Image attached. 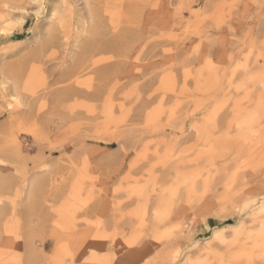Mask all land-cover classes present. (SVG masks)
I'll list each match as a JSON object with an SVG mask.
<instances>
[{
	"label": "rangeland",
	"instance_id": "374dc122",
	"mask_svg": "<svg viewBox=\"0 0 264 264\" xmlns=\"http://www.w3.org/2000/svg\"><path fill=\"white\" fill-rule=\"evenodd\" d=\"M49 1L0 52V264H264V0Z\"/></svg>",
	"mask_w": 264,
	"mask_h": 264
},
{
	"label": "bare ground",
	"instance_id": "6f19581e",
	"mask_svg": "<svg viewBox=\"0 0 264 264\" xmlns=\"http://www.w3.org/2000/svg\"><path fill=\"white\" fill-rule=\"evenodd\" d=\"M84 1V5H85V8L87 9V13L88 14H92L91 13V11L89 10V4H88V1L87 0H83ZM47 3V8H46V15L44 16L46 19H48V23H47V25L45 26V28H43V33H41L40 32V30H38V29H36L37 27H38V25L40 26V28L41 27H43V25H40L37 21H38V18H39V15L43 12V7L41 6V4H43V3ZM3 3H4V6L0 9V19L1 18H4V20H3V25L0 27V32H2V35H0V40H3V39H6V38H8V40L7 41H2L1 43H0V52H2L3 50H4V47H3V45H5L6 43H8V42H10V43H20L22 40H24V39H21L22 38V36H23V32H21V28H22V26H24L23 24L25 23V21H26V19H27V17H28V15H29V12H28V9H27V5H29V6H32L33 8H34V11L32 12V15L36 18L35 19V24L33 25V30L35 31L34 32V34L32 35V37H36V39H37V37L38 38H42V40H41V42H40V44L38 45V47H40V48H36L37 50L38 49H42L41 47H43L44 45V49L46 48V45L50 42H53V39H55L54 38V29H55V27H56V25H59L60 27H63V25L65 24V22H66V20L64 19V15H63V11H65L66 9L64 8V7H66V2L62 5L60 2L58 3V4H55V3H53V2H51V1H49V0H3ZM10 3V4H9ZM17 10L19 11V13L17 12ZM17 14V15H15V14ZM13 14L15 15L14 17H16V18H14V20L12 19V17H13ZM94 16L96 17V15L94 14ZM8 17V18H7ZM92 18V17H91ZM112 23V22H111ZM114 23V22H113ZM117 23V22H116ZM115 26H116V24H115ZM15 27H17V29H18V31H17V34L14 36V33H13V31L15 30ZM31 27V25L29 26V28ZM91 27V26H90ZM113 27V26H112ZM117 27V26H116ZM82 28H84V30H85V28H86V26L84 25V21H82ZM16 29V30H17ZM88 30H89V27H88ZM12 31V32H11ZM33 32V31H32ZM129 32V31H128ZM127 32V33H128ZM132 32V31H131ZM12 35H11V34ZM6 34H8V35H10V36H8V35H6ZM122 34V33H121ZM129 34V33H128ZM56 35V34H55ZM123 35H127L125 32L123 33ZM6 36V37H5ZM95 36H96V34H95ZM99 36V35H98ZM97 36V37H98ZM122 36V35H121ZM121 36H119V37H121ZM132 36V35H131ZM102 37L103 36H101L100 38L102 39ZM89 38H91L90 39V41L88 42V41H84L85 43H84V48H83V54H85V53H87L88 51H90V50H102L104 47H106L107 48V46L109 47L110 46V42H108V41H103V40H101V41H92V37H89ZM96 38V37H95ZM97 40H98V38H96ZM96 39H94V40H96ZM119 39V38H118ZM117 39V40H118ZM123 39V38H122ZM87 40V39H86ZM105 40V39H104ZM120 40V39H119ZM119 40L117 41L118 43H120L119 42ZM123 40H125V39H123ZM35 41V44L37 43V42H39L40 40L38 39V40H34ZM112 41V40H111ZM131 42V41H130ZM122 43V42H121ZM52 44V43H51ZM50 44V45H51ZM117 44V43H116ZM8 45V44H7ZM6 45V46H7ZM118 45H120V44H118ZM2 46V47H1ZM9 46V45H8ZM14 46V45H13ZM115 47V46H114ZM119 47H121V46H119ZM116 48V47H115ZM118 48V47H117ZM36 49H33V50H31L33 53H32V55L34 56V57H36L35 55L37 54L36 53ZM109 49V48H108ZM112 50H113V48H112ZM115 50H117V49H115ZM13 51V50H12ZM44 51V50H43ZM114 51V50H113ZM6 52H8V51H6ZM85 52V53H84ZM115 52V51H114ZM114 52H111V54L112 53H114ZM28 54V53H27ZM115 54V53H114ZM30 55V54H29ZM25 56H26V54H25ZM33 56H29L30 58H28L27 60L29 61L30 59H32L33 58ZM24 57V56H23ZM112 57V56H111ZM110 57V58H111ZM80 59V58H79ZM20 61V60H19ZM25 62V61H24ZM24 62H20V63H18V62H16V63H18V65L17 64H15V65H17L18 67H17V69H18V75H17V77L18 76H22L23 75V71H24ZM74 62V61H73ZM79 63V62H78ZM10 64V63H9ZM4 66V65H3ZM12 66V65H11ZM10 66V67H11ZM7 66H5V67H2V65L0 66V77H1V82H3L4 81V79H3V76H2V74L4 73V71H3V68H6ZM16 68V67H15ZM85 67H83L82 65H79V64H71V67H70V69H69V71L66 73V74H62L59 78H58V80H57V82H64V81H68L69 79H72L71 77H72V75L74 74V73H76V71H80V70H82L83 71V69H84ZM13 69V68H12ZM115 69V68H114ZM5 70V69H4ZM7 70V69H6ZM9 70H11V69H9ZM14 70V69H13ZM108 70V69H107ZM113 70V69H112ZM81 71V72H82ZM113 71H115V70H113ZM112 71V72H113ZM13 72V71H12ZM14 73V72H13ZM12 73V74H13ZM17 73H15V74H17ZM80 73V72H79ZM106 73V72H105ZM111 73V72H110ZM8 74H9V72H8ZM108 74V73H107ZM112 75V74H111ZM106 76V75H105ZM16 77V78H17ZM19 77V78H20ZM3 79V80H2ZM18 79V78H17ZM17 79H16V81H17ZM19 81V80H18ZM6 82V81H5ZM73 83L75 84V83H77V81H76V79L73 81ZM66 84V83H65ZM78 84H79V81H78ZM69 86H70V84H69ZM71 87V86H70ZM69 87V88H70ZM10 88H12V93H14L18 98H19V95H17V91H16V86L14 85L13 87H10ZM59 96H60V94H59ZM13 137V136H12ZM15 137V136H14ZM11 139V138H10ZM16 139L17 138H12L11 139V145H12V147L13 148H15L16 147V149H18L19 150V143L16 141ZM10 145V144H9ZM15 150V149H14ZM17 150V151H18ZM16 151V150H15ZM14 154V153H13ZM15 156V155H14ZM19 157V156H18ZM1 168H3V167H1ZM0 182L2 183V182H4V181H6V180H9V179H4L5 177L3 176V177H1L0 176ZM7 178V177H6ZM3 185H4V183H3Z\"/></svg>",
	"mask_w": 264,
	"mask_h": 264
}]
</instances>
